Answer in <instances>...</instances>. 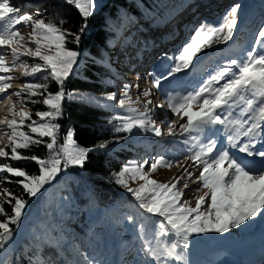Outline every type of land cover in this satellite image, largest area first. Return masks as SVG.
I'll return each mask as SVG.
<instances>
[{
  "label": "snow or ice",
  "instance_id": "obj_1",
  "mask_svg": "<svg viewBox=\"0 0 264 264\" xmlns=\"http://www.w3.org/2000/svg\"><path fill=\"white\" fill-rule=\"evenodd\" d=\"M63 2L78 10L83 21L76 32L63 27L67 23L63 18L57 24L47 20L39 9L19 14L20 9L11 0H0V111L7 109L5 115L0 116V216L3 217L0 219V250H6L23 225L33 198L43 195L62 172L72 167L82 168L90 152L108 147L109 142L95 147L80 146L74 139L73 129L67 130L63 143L57 147L62 128L57 121L63 115L64 100L88 99L65 91V83L78 67L80 56L67 45L80 44L88 18L97 7L96 0ZM241 7L239 3L233 4L215 20H204L192 29L189 38L175 52L165 54L163 59L170 63L162 64L163 71L149 73L153 77V87L160 90L162 81L175 80L179 73L186 75L205 48L228 44L237 27ZM17 26L30 27L27 37ZM9 55L11 60L7 59ZM22 57L32 58L33 62L21 60ZM16 67L21 69V79L34 77L44 82L24 80L17 91H10L11 82L16 79L11 73ZM50 82H55L57 91L48 90ZM131 87L133 85L125 83L118 100L115 93L103 97L114 101L113 107L123 110L113 117L123 122L117 124L115 133L132 134L138 129L161 136V129L154 126L151 99L144 103L143 111L126 106L132 103ZM162 94L171 113L183 121L176 132L177 125L165 114L162 122L168 125V135L174 139L180 137L178 142L185 145L189 153L186 159L199 174L184 166L181 175L170 182H159L152 174L162 167L170 169L179 162L157 156L143 162L129 161L113 175L115 183L125 188L147 214L139 221L132 215L126 217L128 223L136 225L137 238L141 241L138 251L143 258L139 264H189L191 238L223 235L264 217V26L258 28L250 50L218 66L202 81ZM139 95L149 97L152 93L149 90L139 93L137 103ZM96 102L99 104L100 100ZM38 103L46 110L35 112L38 119H32L26 105ZM44 138H48L47 141ZM123 139L126 137L117 136L114 142ZM41 144L47 149L46 157L23 155L20 151ZM18 161L35 162L37 172L30 174L11 163ZM129 180L140 183L132 188ZM5 183L19 185L21 194L16 195L11 188L4 187ZM190 184L198 185L197 192L206 190L195 199L194 207L182 199ZM5 205L10 206V213ZM154 217L160 219L149 227ZM45 243L60 248L59 241ZM79 254L82 261L77 264H98L87 253ZM29 259L30 264H51L40 245Z\"/></svg>",
  "mask_w": 264,
  "mask_h": 264
},
{
  "label": "rangeland",
  "instance_id": "obj_2",
  "mask_svg": "<svg viewBox=\"0 0 264 264\" xmlns=\"http://www.w3.org/2000/svg\"><path fill=\"white\" fill-rule=\"evenodd\" d=\"M49 1L51 0H11V2L20 9L19 14H24L25 12L33 13L37 10L35 7L38 3H47ZM56 1L64 3L63 0ZM107 1L108 0H96L97 7L94 15L101 11ZM236 3H239L242 7L237 17V27L234 30V35L228 44H214L212 48H205V50L199 53L194 59L193 67L187 70L186 75L185 73H179L175 80L169 78L168 81H162V88L160 90L153 87V77L150 76L149 73H159L163 71L162 64L170 63L163 59L165 54L171 55L175 52L176 49L189 38L190 31L202 21L215 20L230 8L231 5ZM215 4L219 5L214 7ZM204 8H207L210 13V20L204 18L207 16L206 12L203 11ZM124 14L125 15L121 13L115 16V19L122 21L126 20L131 23V15L127 13ZM194 16L196 17L192 21ZM133 26L131 28H137L136 31H125L117 35L114 48L109 50L104 57V64L106 68H108L109 73L113 76V93L116 94L117 100L120 98L121 89L125 83L133 85L129 91L132 103L127 104V107L143 111L144 103L148 99L152 100L154 126L160 128L163 134L161 136H155L153 133H143L138 129H134L132 134L126 133V139L120 141V144L129 152L127 153L129 159H126L123 164L125 165L129 161L143 162L146 158L154 160L157 156H164L169 159H175L179 163L174 164L170 169L160 168L152 174L153 179L162 183L170 182L175 176L183 173L184 166L189 167L190 171H194L195 174L198 175V170L192 166L190 160L186 159L189 153L185 150V145L178 142L180 137L175 139L170 137L168 135L167 123L162 122L165 118V114H167L168 119L177 125L174 129L176 132H179L178 124L183 122L178 115L172 114L168 109L167 103L165 102V95L162 93L180 90L182 87H188L195 81H202L207 78L209 74L213 73L218 66H223L231 58L239 57L246 50H250L251 45L254 43V37L258 28L264 26V0H205L204 3L201 2V0H192L187 7L179 10L175 14V17L169 21L161 22V20H157L156 16L146 14L143 21L136 22ZM17 27H20L21 34L27 37L30 27ZM227 45H229V47H227ZM113 49H115L116 52L113 53ZM78 52L80 53L78 57V66H80L81 62L89 55L86 51L78 50ZM212 57H214V59ZM7 59L11 60L10 55ZM202 59L206 60V64L201 67H196V64H199ZM21 60H28L30 63L33 62L32 58L28 57H22ZM77 68L78 67L74 68V72ZM16 70L21 71L19 67H16L11 73L14 77V72ZM40 75L41 74H37V76ZM137 77H139V79H137ZM14 80L11 82L12 84L15 83ZM24 80L39 83L44 82L34 77H28L21 79L19 85H21ZM51 84L52 82L49 83V88ZM137 84L139 88L135 87ZM144 90H149L152 95L149 97L139 95V102L137 103L138 94ZM39 99H42V97H39ZM156 101H158V104ZM114 104L115 102L111 101V108L115 115L118 112H123L122 109L113 107L112 105ZM155 105H163V107L156 108ZM26 108L32 113V119H38L35 116L36 110L27 107V105ZM43 109L46 110L45 106H43ZM124 114L128 115L129 113ZM130 115L134 116L135 113H130ZM118 122L119 124L123 123L122 121H117V123ZM59 136V143L62 144L64 135ZM5 142L7 141L5 140ZM59 143L57 142V147H59ZM109 148H112V146H109ZM256 163H259L258 159ZM76 168L77 167H72L66 172H62L63 177L61 179L58 180L57 178L53 181L52 185L47 186V191L38 199L33 198L31 200L28 206L27 216L24 219L23 225L20 227V231L15 234L14 239L6 246V250H0V261H3L4 257L9 254H16L21 247L23 248L25 244L24 240H27V244L29 242L32 243L31 236L39 232L41 234L44 233L45 228L49 226L48 222H50L55 215L58 216L60 212H66L70 204L75 205L77 203L76 198L78 190L82 188V183L77 179L76 175H74L75 173H79L76 172ZM139 183V181L133 182L129 180V187L135 188ZM197 186V184H190L189 188L185 190V194L182 198L188 200L193 207L195 206V199L203 195L204 191H206L201 189L197 192ZM71 187L74 188L73 192H70ZM101 190L108 191L114 201L112 204L104 207L103 210L99 212V216L108 217L112 214V218L109 219L111 221L107 226L110 224L112 225L117 220L122 222L125 220L123 226L127 225L131 230L130 233L134 235H132L131 240L125 245L123 244V248L124 246L128 248L126 251L123 249L119 252L117 250L114 251V248L110 249L112 245L109 243L106 244V248L109 246V251H112L114 255L110 257L105 256V260L98 264H139V261L143 258L142 254L138 251L141 246V241H139L138 238H136L135 241L132 240L134 238L133 236H137V227L134 224L128 223L126 219L120 216L122 211L121 204L128 203L133 207L138 205L132 201L133 197L127 190L117 184L108 185ZM66 197L70 198L67 199ZM118 208H120V211H117ZM70 215L73 216V211L70 212ZM139 220L140 219H138V221ZM155 220L157 219H152V226ZM262 238H264V217L256 218L252 223L248 224L247 227L231 229L228 233L223 235L205 234L199 237H193L190 239V247L188 249L189 264H264V245L261 243Z\"/></svg>",
  "mask_w": 264,
  "mask_h": 264
},
{
  "label": "trees",
  "instance_id": "obj_3",
  "mask_svg": "<svg viewBox=\"0 0 264 264\" xmlns=\"http://www.w3.org/2000/svg\"><path fill=\"white\" fill-rule=\"evenodd\" d=\"M192 0H108L102 7L101 11L88 18V27L77 46L68 43L69 48L74 50L86 51L88 57L81 62L80 66L75 70L65 83V91L73 92L78 96L88 99L81 101L67 100L63 102V115L58 123L61 124V135L66 134L68 129H73L74 139L80 146L95 147L99 144L109 142L105 149L97 148L88 154V158L84 166L77 167L79 175L77 179L81 181L82 188L78 190L77 203L70 204L66 212H60L58 216H54L44 233H38L31 236L32 243L27 244L24 240V246L18 252L9 254L3 259V264H30V257L37 251V246L43 247V255L50 259L51 264H77L82 261L79 253H87L89 257L95 258L98 263L105 260V256L114 255L109 251L112 245L114 251L128 250L126 246L131 240L132 233L127 225L123 226V222L117 220L112 225H108L112 218V214L108 217L101 215L99 212L104 207L113 203V198L108 191H102L108 185H115L114 173L119 172L124 165V161L129 159L127 152L121 144L114 142L115 137H126V133H115L114 129L119 124L113 119L115 116L111 108V101L104 100L103 97L114 92L113 76L109 73L108 68L104 64L105 55L114 48L117 41V35L121 32L136 31L137 28H131L136 22L143 21L146 14L157 17L162 22L169 21L172 16L182 8L186 7ZM39 9L47 20H51L59 24V20L63 18L67 21L63 25L64 28L76 32L80 24L83 22L78 10L67 3L58 1H49L47 3H38L35 7ZM124 13L131 15V23L115 19V16ZM147 25V24H145ZM134 27V26H133ZM131 29V30H130ZM72 37H69L71 40ZM112 52H116L115 49ZM49 91H57V85L52 82ZM100 100L98 104L96 99ZM34 99H39L34 97ZM101 104L109 107H101ZM27 107L43 111V106L38 103L36 105L27 104ZM43 109V110H42ZM110 121H112L110 123ZM27 130V129H25ZM47 141L48 138H44ZM112 146V148H109ZM10 152V149H6ZM23 155H38L46 157L47 149L44 144L32 146L30 150H20ZM13 166L22 167L28 173H35L38 165L32 161L11 162ZM77 172V171H76ZM8 175V174H4ZM10 179H19L10 177ZM4 187L11 188L16 195H20L22 189L19 185L7 184ZM71 187L70 192H73ZM69 199L70 197H66ZM134 199V198H133ZM132 201L138 205L135 199ZM6 211L11 212V208L5 205ZM121 214L123 219L132 215L138 219L142 215H147L139 205L133 207L128 203L121 204ZM73 211V216L70 212ZM120 211V208L117 209ZM75 217V218H74ZM100 217V218H99ZM0 219H3L0 216ZM152 219H158L154 217ZM153 222L149 223V227ZM43 225V224H42ZM133 241L137 236H133ZM45 241H59L60 248L57 249L54 244L45 243ZM117 253V252H116Z\"/></svg>",
  "mask_w": 264,
  "mask_h": 264
},
{
  "label": "bare ground",
  "instance_id": "obj_4",
  "mask_svg": "<svg viewBox=\"0 0 264 264\" xmlns=\"http://www.w3.org/2000/svg\"><path fill=\"white\" fill-rule=\"evenodd\" d=\"M14 1H17V0H14ZM40 1H47V0H40ZM194 1V0H193ZM204 1L205 0H201V2H203L204 3ZM211 1V0H210ZM200 2V1H199ZM219 2V1H218ZM217 2V3H218ZM217 5H219V4H215L214 5V7H216ZM187 7V6H186ZM183 9V8H182ZM205 9V10H204ZM203 9V11H205L206 12V14H207V16H205L204 18H208V19H210V17H209V11L207 10V8H204ZM210 10V9H209ZM205 14V13H204ZM211 17H213L212 15H210ZM196 16H194L193 17V19H192V21L194 20V18H195ZM222 47V46H221ZM227 47H229V45H227ZM206 64V60L205 59H202L201 61H200V63L199 64H196L197 66L196 67H201V66H203V65H205ZM14 75H15V77H16V79L14 80V82L15 83H13L12 84V88L10 89V91H12V92H14V91H17L18 89H19V87H20V85H19V81L21 80V71L20 70H16L15 72H14ZM6 111H7V109L5 108L3 111H0V116H3V115H5V113H6ZM4 139L7 141V137H4ZM58 140H60V138L58 137ZM63 177V174H61L59 177H58V180L59 179H61ZM261 243L264 245V238H262L261 239Z\"/></svg>",
  "mask_w": 264,
  "mask_h": 264
},
{
  "label": "built area",
  "instance_id": "obj_5",
  "mask_svg": "<svg viewBox=\"0 0 264 264\" xmlns=\"http://www.w3.org/2000/svg\"><path fill=\"white\" fill-rule=\"evenodd\" d=\"M61 174H63V173H61ZM61 174H60V175H61ZM57 178H58V177H57ZM20 229H21V228H20ZM20 229H19V231H20ZM19 231H18V232H19ZM18 232H17V233H18Z\"/></svg>",
  "mask_w": 264,
  "mask_h": 264
},
{
  "label": "water",
  "instance_id": "obj_6",
  "mask_svg": "<svg viewBox=\"0 0 264 264\" xmlns=\"http://www.w3.org/2000/svg\"><path fill=\"white\" fill-rule=\"evenodd\" d=\"M51 1H56V0H51Z\"/></svg>",
  "mask_w": 264,
  "mask_h": 264
}]
</instances>
